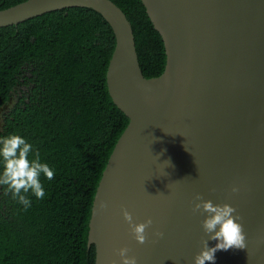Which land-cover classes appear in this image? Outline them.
I'll return each instance as SVG.
<instances>
[{"label":"water","instance_id":"1","mask_svg":"<svg viewBox=\"0 0 264 264\" xmlns=\"http://www.w3.org/2000/svg\"><path fill=\"white\" fill-rule=\"evenodd\" d=\"M142 1L167 55L164 72L151 78L132 24L112 0H26L0 9L5 27L87 7L114 31L107 87L130 121L94 199L96 264H122L125 246L138 264H194L205 238L204 216L192 210L197 193L243 217L247 248L218 250L215 264H264V0ZM124 208L136 223L152 218L146 243L135 240Z\"/></svg>","mask_w":264,"mask_h":264},{"label":"trees","instance_id":"2","mask_svg":"<svg viewBox=\"0 0 264 264\" xmlns=\"http://www.w3.org/2000/svg\"><path fill=\"white\" fill-rule=\"evenodd\" d=\"M26 0H0L5 9ZM132 24L145 77L160 76L163 38L142 0H112ZM116 45L109 22L67 7L0 27V138L19 134L54 169L45 197L24 206L0 185V264H96L90 219L109 157L129 124L106 74ZM3 171L0 157V173Z\"/></svg>","mask_w":264,"mask_h":264},{"label":"clouds","instance_id":"3","mask_svg":"<svg viewBox=\"0 0 264 264\" xmlns=\"http://www.w3.org/2000/svg\"><path fill=\"white\" fill-rule=\"evenodd\" d=\"M33 146L19 134H11L0 138V157H2L3 171L0 173V185L7 186V192L12 193L13 199L24 206L27 211L31 207V200L26 195L31 192L37 199L45 197V189L41 181V175L48 180L54 178V169L47 163L41 162L40 153L37 151L34 158ZM170 165L171 161H167ZM239 187L233 186L232 192H238ZM106 201L101 202V208H107ZM193 212L204 216L202 229L205 238L202 240V248L196 254L194 264H215L218 250L246 249L247 233L241 222L243 217L230 203H214L211 199L205 200L197 193L193 204ZM124 220L129 224L130 231L135 240L144 244L148 240L147 229L153 224L149 217L147 220L136 223L133 214L123 209ZM163 237V232L157 233ZM209 240L218 241L215 246H209ZM130 249L125 246L118 249L122 264H138L135 255H129ZM112 264H116L115 261Z\"/></svg>","mask_w":264,"mask_h":264}]
</instances>
